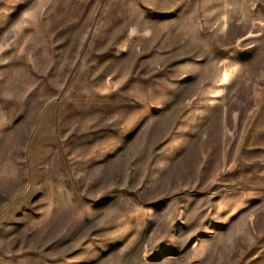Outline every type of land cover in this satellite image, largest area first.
<instances>
[{
    "label": "rangeland",
    "instance_id": "rangeland-1",
    "mask_svg": "<svg viewBox=\"0 0 264 264\" xmlns=\"http://www.w3.org/2000/svg\"><path fill=\"white\" fill-rule=\"evenodd\" d=\"M263 107L264 0H0V264H264Z\"/></svg>",
    "mask_w": 264,
    "mask_h": 264
},
{
    "label": "crops",
    "instance_id": "crops-1",
    "mask_svg": "<svg viewBox=\"0 0 264 264\" xmlns=\"http://www.w3.org/2000/svg\"><path fill=\"white\" fill-rule=\"evenodd\" d=\"M263 110L264 107L262 108V115H264ZM142 112L143 108L137 104L118 105L115 108H111L110 105H97L81 114L77 112L71 115L64 113V117L76 120L73 123H68L67 119L64 120L65 123L60 121L59 130L61 133H68L74 128L85 127L86 129L91 126H97L99 130L97 134L86 135L82 133L78 137H73L71 140L73 142L68 144L70 153L72 152L74 157L81 155L90 157L92 153H98L110 148V144L115 143L114 139H117L116 142L121 140L124 133L134 127ZM115 115H119V118H116ZM83 119H85L84 122L78 121ZM102 126H106L107 128L103 130L101 129ZM111 128H113V131H111Z\"/></svg>",
    "mask_w": 264,
    "mask_h": 264
}]
</instances>
